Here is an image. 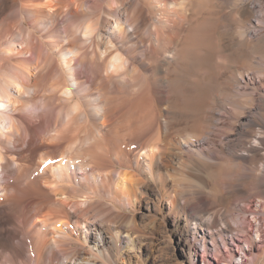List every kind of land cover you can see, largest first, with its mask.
Segmentation results:
<instances>
[{
    "label": "bare ground",
    "instance_id": "obj_1",
    "mask_svg": "<svg viewBox=\"0 0 264 264\" xmlns=\"http://www.w3.org/2000/svg\"><path fill=\"white\" fill-rule=\"evenodd\" d=\"M222 1L0 0V264H130L118 253L141 250L127 228L135 215L115 207L143 201L173 264H197L200 241L205 264H259L264 254L250 261L240 245L264 246V61L248 57L263 51L264 32L251 26L264 27V0ZM209 17L238 63L208 110L234 112L220 143L213 130L186 138L171 119L187 39ZM193 146L207 166L222 155L234 167L223 209L199 174L196 188L179 187Z\"/></svg>",
    "mask_w": 264,
    "mask_h": 264
},
{
    "label": "rangeland",
    "instance_id": "obj_2",
    "mask_svg": "<svg viewBox=\"0 0 264 264\" xmlns=\"http://www.w3.org/2000/svg\"><path fill=\"white\" fill-rule=\"evenodd\" d=\"M214 4H215L214 7L216 6L215 7L216 9L223 8L224 5H226V3L222 0H214ZM89 14L90 16H93L96 14V11L90 12ZM219 22L220 19L218 17H209L206 20L201 21V24L195 22V28H193L189 34L187 41H189L191 46L185 51V57L181 70L183 77L181 80H179V82L177 83V85H175L174 88L176 92L175 93L176 96L172 100V104H173L172 107L175 110V112L171 115V119L173 118L172 121L174 122L178 121L180 124H182L181 134L183 135L184 133H186L183 135L186 138L187 137L190 138L189 136L191 134L192 137L196 138L198 135H204L208 130H213V132L215 130L216 134L212 132L211 136L214 138V140L220 143L221 141L226 140L224 135H232V132L230 131L234 132L233 130L234 128L230 126L232 121L234 120V118L232 117L234 112H232L231 110L228 117L226 115L216 114V116H214L213 119H210L208 110L212 107H216V99L218 94L222 96H225L227 94L226 86L228 83L231 82L230 72L237 69L238 66L236 64L238 63L237 60L235 62L234 56H230L228 52L224 51L222 46L223 41H221L220 36L217 35V33L215 32L216 30L215 28H217ZM254 29L256 31H254ZM251 31L253 32V36H256V34L258 36L263 34L264 27L254 28L253 26H251ZM260 44L262 46V43ZM262 48H263L262 52H255L254 50L252 54L248 55L249 58L251 55H253L252 60L254 63L264 61V46ZM219 117H221V119H219ZM228 118H230L231 121L227 120ZM171 127L169 129V132L173 133L175 127L173 124L171 125ZM254 137L255 135H251V136L249 135L243 137V139L246 138L244 139V141L245 140L247 141V142L245 141L246 144L248 143L256 144ZM191 150H192L190 153L191 161L189 160L186 161L184 165V171L186 174L188 172L193 173L192 171H194V169L191 168L192 167L195 168L196 166L197 168L195 169L198 172L197 171H196L197 173L194 172L195 175L192 176L191 175L187 176L186 174L183 175V177L180 179L181 183L179 187L180 188L184 187V189H194L196 188L194 187L195 185L197 186V184H201L202 182L199 177L203 179H207L205 181L207 182L206 190L207 192H209L208 195L209 198L214 201V202L212 201L214 203L213 205L217 209L218 208L223 209L226 202L222 201L223 199L219 196L221 194L220 188H222L221 186L222 183L224 182L226 183L231 179L234 173L233 165L231 163L228 164L227 161H222L220 158V156L222 155H219L215 158L216 162L213 160V163L215 162V165L210 164L211 166L210 165L207 166L205 162L199 161L200 159L202 160L201 157L202 155L200 151L195 146H193ZM249 154L253 155L252 152ZM263 154L264 151L262 152V155ZM197 162H198V166L196 164ZM197 174H199V177L196 176ZM184 178H186V180ZM218 183L220 185H218ZM107 201L111 202L109 199H107ZM259 203L260 202L257 201L255 197L254 207L256 206L258 207ZM115 210L117 212L125 213L128 216L135 215V219H136L135 225L132 223L127 228L134 232L137 230L136 232L139 233L140 235L134 233V237L137 238L139 237L138 239L142 240V241L140 240L141 250H138L136 248L133 249L135 251H131L127 248H124L121 250V253H118V256L119 254H122V256L129 259L130 264H141L142 261L145 260H148L147 262H145V264H173L174 259L171 256L172 250L168 248L169 246H167L168 245L167 241L165 239L163 240L164 229H162V227L160 226V224H158V222L154 221L155 219L153 218L155 217L153 216L154 213L153 211H149L147 209L146 201L140 203L133 211H129V210L125 211L123 210V208L120 207L118 208L115 207ZM110 218L111 219L108 222V224L110 223L109 225H111L113 228L117 227L116 229L123 228L124 226L123 221L118 220L116 217H110ZM108 224L106 223V225ZM124 237L125 234H122L123 239ZM176 238L178 237H175V240L173 239V246L176 249L177 254L180 256L182 254V251L177 246ZM218 240H219V244L222 245L221 248H223L224 250V243L222 242V239L218 237ZM207 245L209 246V248H211V250H213V253L216 252L211 241H209ZM231 245H233V247L235 248V256L237 257L239 263H241L242 260L246 258V256H244V252L247 253V255L250 257L249 259L250 261L254 257L261 255L262 253L264 254V246L257 247L255 251H250L248 244L244 243L240 245L241 247L243 245V247L245 248L244 251L240 249L238 246H234V244L232 243ZM199 246H200L199 256L197 257L196 261L197 264H205L204 259L202 257V254L204 252V245L202 241H200ZM167 252L169 253L167 254ZM161 255L163 259H160ZM164 255H166L167 257H165ZM154 257L157 259H155ZM228 263L230 262L228 261ZM217 264H222V263L217 261ZM259 264H264V258L259 261Z\"/></svg>",
    "mask_w": 264,
    "mask_h": 264
},
{
    "label": "snow or ice",
    "instance_id": "obj_3",
    "mask_svg": "<svg viewBox=\"0 0 264 264\" xmlns=\"http://www.w3.org/2000/svg\"><path fill=\"white\" fill-rule=\"evenodd\" d=\"M73 55H77V53H73Z\"/></svg>",
    "mask_w": 264,
    "mask_h": 264
}]
</instances>
